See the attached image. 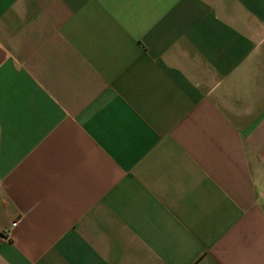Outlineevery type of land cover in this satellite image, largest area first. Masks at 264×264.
I'll list each match as a JSON object with an SVG mask.
<instances>
[{"label": "crops", "instance_id": "0c3cea01", "mask_svg": "<svg viewBox=\"0 0 264 264\" xmlns=\"http://www.w3.org/2000/svg\"><path fill=\"white\" fill-rule=\"evenodd\" d=\"M0 264H264V0H0Z\"/></svg>", "mask_w": 264, "mask_h": 264}, {"label": "built area", "instance_id": "2783aa9c", "mask_svg": "<svg viewBox=\"0 0 264 264\" xmlns=\"http://www.w3.org/2000/svg\"><path fill=\"white\" fill-rule=\"evenodd\" d=\"M17 226H18V222H14V223L12 224V228H16ZM5 235H6V238H7V239H10V233H6Z\"/></svg>", "mask_w": 264, "mask_h": 264}]
</instances>
